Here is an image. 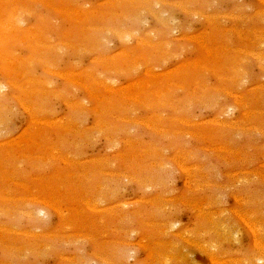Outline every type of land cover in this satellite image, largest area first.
Returning <instances> with one entry per match:
<instances>
[{
	"label": "rangeland",
	"instance_id": "1",
	"mask_svg": "<svg viewBox=\"0 0 264 264\" xmlns=\"http://www.w3.org/2000/svg\"><path fill=\"white\" fill-rule=\"evenodd\" d=\"M0 91V264H264V0H0Z\"/></svg>",
	"mask_w": 264,
	"mask_h": 264
},
{
	"label": "bare ground",
	"instance_id": "2",
	"mask_svg": "<svg viewBox=\"0 0 264 264\" xmlns=\"http://www.w3.org/2000/svg\"><path fill=\"white\" fill-rule=\"evenodd\" d=\"M81 12V11H80ZM75 14V13H74ZM4 26V25H3ZM10 29V28H9ZM127 37V36H126ZM119 38V37H118ZM121 39V38H120ZM139 42V41H138ZM239 52V51H238ZM260 58V57H259ZM260 60V59H259ZM183 66V65H182ZM149 71V70H148ZM148 75V74H147ZM67 79V78H66ZM98 83V82H97ZM100 83V82H99ZM89 88V87H88ZM110 88V87H109ZM113 91V90H112ZM117 91H118V89H117ZM1 92V91H0ZM110 92V91H109ZM136 94V93H135ZM234 96V95H233ZM232 96V97H233ZM95 97V96H94ZM136 101V100H135ZM236 103V102H235ZM240 104V103H239ZM22 107V106H21ZM226 108V107H225ZM245 113V112H244ZM217 121V120H216ZM186 125V124H185ZM233 128V127H232ZM66 129V128H65ZM111 142V141H110ZM220 148V147H219ZM118 155V154H117ZM179 164V163H178ZM182 165V164H181ZM181 167V166H180ZM181 169V168H180ZM186 171V170H185ZM183 172V171H182ZM210 185V184H209ZM35 199V198H34ZM43 204V203H42ZM47 205V204H46ZM91 209V208H90ZM93 209V208H92ZM62 216V215H61ZM239 216V215H238ZM242 218V217H241ZM242 219H244V218H242ZM247 219V218H246ZM244 221V220H243ZM242 221V222H243ZM249 221V220H248ZM248 221H246L247 222V225L249 224L248 223ZM244 224H246V223H244ZM252 224V223H251ZM246 225V226H247ZM255 225V224H254ZM253 225V226H254ZM249 226H251L250 224H249ZM248 226V227H249ZM253 226H251L250 228H252V229H250L252 232L251 233H253L254 232V237H256V238H258L257 237V235H259V234H257V233H259V231L258 230H255L254 229V227ZM216 227H218L217 226V224H216ZM222 227H223V234H222V239H235L234 238V236L236 237V235L234 234L235 232H233L230 228H228V227H224V225H223V223H222ZM221 226H220V228H222ZM256 227V226H255ZM258 231V232H257ZM237 234V233H236ZM228 241V240H227ZM231 241V240H230ZM237 241V240H236ZM254 241H256L255 239H254ZM255 245H256V243H255ZM254 245V247H256V246H258V248H260L259 246H261V244H259L258 243V241H257V245L255 246ZM48 247V246H47ZM205 248V247H204ZM257 249V248H256ZM205 250H207V249H205ZM260 250L261 251H263L264 250V248H263V250H262V248H260ZM264 252V251H263ZM212 254V253H211ZM212 256V255H211ZM210 257V256H209ZM212 258H214L213 256H212ZM215 259V258H214ZM214 259L212 260V261H214ZM256 259V258H255ZM67 260V259H66ZM211 260V259H210ZM238 262V261H237ZM258 262V261H257ZM218 263V262H217ZM220 263V262H219Z\"/></svg>",
	"mask_w": 264,
	"mask_h": 264
}]
</instances>
